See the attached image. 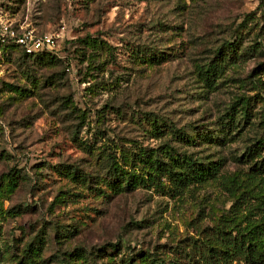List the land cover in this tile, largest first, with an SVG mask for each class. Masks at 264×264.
Instances as JSON below:
<instances>
[{"label":"rangeland","instance_id":"obj_1","mask_svg":"<svg viewBox=\"0 0 264 264\" xmlns=\"http://www.w3.org/2000/svg\"><path fill=\"white\" fill-rule=\"evenodd\" d=\"M0 15L57 34L58 59L0 46V264L37 238L33 264H196L235 197L264 199L246 175L264 160L246 162L264 138V0H0ZM236 39L206 84L199 68ZM142 151L219 172L173 195L152 177L112 188L111 163L145 177L131 164Z\"/></svg>","mask_w":264,"mask_h":264},{"label":"trees","instance_id":"obj_2","mask_svg":"<svg viewBox=\"0 0 264 264\" xmlns=\"http://www.w3.org/2000/svg\"><path fill=\"white\" fill-rule=\"evenodd\" d=\"M236 45L237 39L233 43L228 42L222 45L216 50L215 58L205 67L199 68V77L206 84L213 85L228 64L231 63V58L236 56V53L239 52V47H236ZM1 49L3 52L10 49H17L23 53L24 57L46 59L47 62H58L54 53L47 49L29 54L26 53L20 45L14 42L1 45ZM257 49L258 47H252L253 51H257ZM158 56L149 53L147 55V60L158 64L164 60L160 53ZM239 56L240 55L237 54V57ZM261 66H263V64H261L260 67ZM245 102L248 103L249 99H246ZM238 112L243 114L244 117H248L247 111L238 109ZM238 118H241V116ZM230 120L232 122L234 118L231 117ZM179 137L182 138V136ZM182 140L184 139L182 138ZM185 140H187V142H194V139H190L188 136ZM263 145L264 138H259L254 145L255 149H249L246 153V162L258 157L260 155L259 150L264 148ZM180 157L181 156H177V153L172 156L165 151L163 156H159L157 153H147L145 151L136 153L135 156L131 157V160H133L131 164L135 166L138 164L140 168L144 170L145 177L136 173H134L136 175L131 174L117 164L111 163L110 167L115 180L108 182L110 185L112 184V186H114L112 188L119 187L120 185L123 186L124 189H130L133 183H146V181H149L152 177L157 183H154L153 180L151 182L158 188H163L169 184L170 195H173V193H181L185 187L191 184L216 177L219 172L220 165L213 160L202 163L192 158L186 159ZM256 161L246 175L251 180L258 178V180L264 182L261 171L264 168V160L261 161L262 163H257ZM163 182H165V186H163ZM236 205L235 212L231 217L219 220L216 227H212L207 231L204 247L198 246L195 248L197 251H195L194 254L197 258H190L194 260L196 264H231L233 261H243L246 264H264V199H260V202L255 207L246 208L245 199L241 194L234 198L233 207ZM243 207L247 209V213L244 215L242 211ZM41 243L42 240L38 238L35 241L29 242L21 258L16 261V264H33L34 255L37 256L38 252L41 250ZM67 264L69 263L67 262ZM148 264L160 263H156L152 260Z\"/></svg>","mask_w":264,"mask_h":264},{"label":"built area","instance_id":"obj_3","mask_svg":"<svg viewBox=\"0 0 264 264\" xmlns=\"http://www.w3.org/2000/svg\"><path fill=\"white\" fill-rule=\"evenodd\" d=\"M57 34H37L32 29L15 26L13 22L0 15V46L14 42L20 45L26 53L32 54L43 49L52 50L55 47Z\"/></svg>","mask_w":264,"mask_h":264}]
</instances>
